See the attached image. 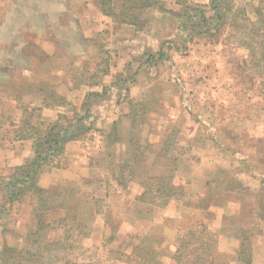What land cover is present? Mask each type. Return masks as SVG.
Returning a JSON list of instances; mask_svg holds the SVG:
<instances>
[{
	"label": "rangeland",
	"instance_id": "obj_1",
	"mask_svg": "<svg viewBox=\"0 0 264 264\" xmlns=\"http://www.w3.org/2000/svg\"><path fill=\"white\" fill-rule=\"evenodd\" d=\"M227 1L230 3H216L232 12L222 22L220 33L211 29L210 46H196L190 52H182L181 57L176 56L177 60L168 62L173 69L170 71L180 74L182 81L177 85L172 81H158L152 87L158 96V105L147 108L141 102L136 106L139 118L133 121L135 126L143 123L144 118L150 119L155 113L163 112L160 108L165 110L164 95L171 96L168 100L171 108L176 102H183L179 116L175 110L171 112L170 117H176V121L165 122L166 128L157 131L158 135L154 133L155 146L145 144L143 131L136 137L140 143L135 152L139 161L125 164L127 171L138 178L143 177V173L146 177L173 174L174 182L178 181L180 190L176 198H179L174 200L180 202L173 204L170 215L155 209L152 210L155 224L140 221L141 232L148 230L152 236L143 235L144 243L135 242H139L142 249L140 255L145 256L148 251L155 253V264H176L171 256L178 238L188 229L199 226L197 235L204 243H211L209 231L218 238L217 246L213 243L216 251L211 264H243L235 255L244 231L253 235L255 264H264V0ZM81 3V0H0V124L4 123L8 133L23 107L20 95L29 96L24 93L26 87L32 84L37 88L51 87L53 81L62 79L43 66H29L35 53L41 57L47 52L42 50L48 47H43V43L52 45L49 59L56 67L65 59H76L66 56L83 53L84 46L74 37V27L88 26L87 17L83 21L72 17L76 8L85 9ZM159 24L164 34L155 37L173 36L175 29L171 18ZM159 26L156 21L149 23L152 33ZM140 36L143 41L139 45H143L148 40ZM97 49L98 46H93L92 53ZM135 52L136 58L146 61L137 47ZM137 65L134 66L137 68ZM152 65L142 63L139 68L148 69ZM131 74L127 71L126 76ZM50 91L56 92L54 88ZM160 141L166 146L158 145ZM179 171L182 173L176 179ZM207 173L209 178L205 181ZM128 179L133 180L128 177L118 181L122 180V186H127ZM114 185L116 183L111 182L110 188ZM106 201L99 206L107 209V216L97 217L92 232L89 229L82 235L75 234L71 251L38 249L35 252L41 259L35 264H127L113 252L121 248L119 244L113 246L116 240L122 244L128 233L121 225L126 211L119 203ZM32 206V198L23 199L18 207L23 221H18L19 226L17 221L9 226L7 221L3 222L0 231L8 227L12 230L7 231L10 238L29 236L36 229L34 217L29 218ZM155 206L161 207L159 203ZM202 224L207 230H202ZM115 228L118 231L116 239L109 242ZM52 238L53 234L45 240ZM125 241L124 246L128 240ZM23 246L22 258L26 247H30L25 242ZM22 262L27 261L23 258Z\"/></svg>",
	"mask_w": 264,
	"mask_h": 264
},
{
	"label": "crops",
	"instance_id": "obj_2",
	"mask_svg": "<svg viewBox=\"0 0 264 264\" xmlns=\"http://www.w3.org/2000/svg\"><path fill=\"white\" fill-rule=\"evenodd\" d=\"M211 1L156 0L157 3L154 6H148L137 15L149 18L157 9L160 11L168 9L177 13L183 11L186 5H208ZM81 2L80 5H84L85 9L82 11L80 8H76L75 10L74 7L75 11H72V17L80 19V21L87 17L88 26L74 27L76 31L74 37L78 38L82 47L84 46L83 53L66 56L76 59H73L74 61L65 59L59 67H56L49 59L51 52L49 47L52 49V45L50 42H42L43 47L48 46L42 48L47 52L44 55L42 53L41 57L35 53L29 62V66H43L62 77L59 82H56L55 88L57 95L63 98L64 102L53 103L48 98L49 96L43 92L31 93L27 96L29 98L23 96L22 102L29 109L41 108L40 119L47 124L55 122L61 114L70 119L77 114L83 115L85 116L84 122L90 127V130L84 136L67 142L63 155L57 158L41 175L39 185L41 188L64 197V207L58 209L55 214L59 218L65 216L66 212L76 213L79 219L78 224L87 226L92 232L91 228L97 217L99 215H104V218L107 216V209H101L99 203L106 200L113 201L119 203L126 211L125 219L121 224L122 230L132 234L140 233L149 238L152 235L149 236L148 233L151 234V232L148 230L139 231L140 221L153 225L155 221H152V210L159 209L162 210V214L170 215L173 204L180 201L173 199L165 208L141 203L137 199L144 189L139 183L128 179V185L122 186L124 182L118 181V179L123 178L124 180L137 176L125 168V164L129 165L137 160L135 152L140 143L137 142L136 137L142 131L145 132V144L152 146L153 142H156V140H152L154 133L166 128L165 122L176 121V117L173 119L170 117L171 112L175 110L179 116L183 109V102L180 98L178 99L180 101L171 108L168 104L171 96L164 95L167 101L165 110L160 108L163 112L155 113L150 119L144 118V122L137 126L134 125L131 117L135 114L138 103L142 102L147 108L158 105L156 100L158 96L154 94L152 88L158 81L162 80L167 83L172 81L175 82V85L182 81V77L179 80L180 74L170 71L172 65L168 63L174 61L176 56L181 57L183 54L178 48L180 44L188 38L185 53L190 52L196 46H210L209 34L200 35L199 32H196L189 36L186 30L176 29L178 26L176 21L173 23L175 29L173 36H165L164 39H161L155 37L158 31L152 33L149 24L144 28L146 31H141L133 24L117 22L113 17L104 14L101 4L96 0H81ZM212 14L213 12L210 11L208 16L210 17ZM144 33L146 36L144 40L148 41L139 45L143 41L140 35L144 36ZM199 36L201 38H198ZM170 39L175 41L178 47L173 43L170 48L165 46L167 55L164 59L157 61L148 69L139 68V65L146 61L141 62V59L136 58L135 47L142 53H157L161 45L164 43L167 45V41ZM93 46H98L94 54L91 50ZM57 49L63 50L59 47ZM177 59L175 58V60ZM136 63H138L137 68L134 66ZM128 70L134 74V81L122 85L119 80L124 79ZM75 74L77 76H74ZM90 93H97V96L88 98ZM46 98L49 100H45ZM85 102L89 103L86 107H84ZM22 115L23 108L17 113L9 133L5 130L4 123L0 124V175L2 176H9L12 169L25 163L33 153V139L17 137L15 132L22 125L20 122ZM162 144L161 141L158 143V145ZM165 145L164 143L163 147ZM174 151L177 152V149L175 148ZM180 173L182 172L176 173V179ZM143 177H146L145 173H143ZM208 178L209 174L207 173L205 181ZM110 181L115 182L117 186L114 185L110 188ZM176 183L178 184L177 180H175ZM22 201L15 202L9 211L1 215L0 227L6 221L8 226L13 221H17V226L20 225L18 221L23 220L18 207ZM31 215L33 216V206L29 210V218ZM144 224L143 226H145ZM7 231L12 230L5 227L4 231H0V255L6 246H13L22 251L25 248L23 246L25 242L30 246L26 248H31L27 233H25V239L23 237L17 239L10 238ZM94 231L93 229V233ZM143 241H146L144 236ZM113 246L117 247L118 245L115 243ZM235 256L238 260V254ZM255 259L256 255L252 254L251 264H255Z\"/></svg>",
	"mask_w": 264,
	"mask_h": 264
},
{
	"label": "trees",
	"instance_id": "obj_3",
	"mask_svg": "<svg viewBox=\"0 0 264 264\" xmlns=\"http://www.w3.org/2000/svg\"><path fill=\"white\" fill-rule=\"evenodd\" d=\"M102 6L104 14L113 17L117 22L128 23L137 26L139 30H145L151 21L162 22L163 19L171 18L173 23L178 22L176 29L186 30L188 35L199 32L200 35H212V28H215L218 33L222 31V22L229 17L232 11L229 8H220L216 3L224 2L227 0H212L208 5H186L183 11L175 13L174 11L164 9L155 10V12L148 18L139 17L137 13L141 12L148 6H154L156 0H96ZM230 3V2H229ZM212 11L213 14L209 17L208 13ZM163 17H160V16ZM166 17V18H164ZM146 31V30H145ZM158 35L162 33L161 26L158 28ZM170 36V35H168ZM185 39L182 42V46L178 47L175 41L171 39L166 43L162 44L157 53L144 52L143 57H146L147 64H155L157 61L162 60L166 57V48H170L171 44H175L179 48L180 52L187 50V44ZM48 58V57H47ZM35 66V65H34ZM131 71V70H128ZM52 75L51 73H49ZM73 76V74H71ZM122 75V74H121ZM74 76H77L75 74ZM60 77V76H59ZM62 78V77H60ZM134 74L131 76H125L121 81L122 85H126L129 82H133ZM56 81H53L51 87L39 86L35 87L33 84L28 85L24 93H45L49 99L54 103H63L64 99L57 95V92H51V88L55 91ZM117 84H119L117 82ZM129 90V87H128ZM36 94V93H35ZM97 93H90L88 98L96 97ZM24 95H20V98ZM19 98V99H20ZM46 98L45 100H49ZM89 103L85 102L84 107L88 106ZM23 106V107H22ZM23 115L21 117V127L15 130L17 137H29L33 139V153L32 155L20 166L12 169L9 176L0 175V217L5 212L10 210L12 204L18 201H22L24 198L33 199V217L36 221V229L31 232L28 236L31 248L25 251V263L22 262L23 258L18 248L13 246H6L1 251L0 264H35L41 259V255H38V249L41 251L49 250L50 252L59 251H71L72 241L75 234L82 235L84 230H89L87 226L78 224V216L76 213L66 212V215L59 218L56 212L58 209L64 207V197L61 194L52 193L44 188H41L39 181L43 172L52 165L57 158L63 155L67 142L73 139L84 136L90 127L84 122L85 116L77 114L72 119L66 115L61 114L55 122L49 124L41 121L39 107L30 108L22 105ZM133 121H137L139 115H133ZM166 146V145H165ZM136 158V157H135ZM139 157L137 155V160ZM177 167L173 170L175 172ZM173 174L161 177H140L133 176L132 179L139 183L144 189L143 193L139 195V202L155 206L157 203L165 208L169 205L170 201L175 199L177 196V184L174 182ZM179 198V197H177ZM176 198V199H177ZM159 201V202H158ZM202 230L206 227L204 224L201 225ZM205 226V227H204ZM188 229L186 233L178 238L177 248L172 254L171 258L176 264H211L214 260V253L216 251L214 245L217 246V235L213 232H208L211 243H204V239L197 235V229ZM207 230V228H205ZM117 231V228L114 229ZM141 232V230H139ZM109 238L111 240L116 239L115 232ZM241 237L240 249L238 251V260L243 264H251L252 252H253V240L250 233L247 231ZM53 234L52 240H45L47 236ZM140 234V233H138ZM143 236L142 234H140ZM197 235V236H196ZM140 236V237H141ZM136 236L135 234L128 233L125 236V240L128 242L124 246L125 240L116 243L119 244L120 249L113 250L117 253L121 259V262L127 264H155V253L148 251L145 256L140 255L142 250L139 242L135 240L145 242L143 239ZM209 239V241H210ZM208 241V239H206ZM109 242H107L109 244ZM214 243V245H213ZM153 248V247H152ZM151 249V248H150ZM128 250L129 253L127 252ZM139 250V254L137 251ZM125 258L127 260H125Z\"/></svg>",
	"mask_w": 264,
	"mask_h": 264
}]
</instances>
